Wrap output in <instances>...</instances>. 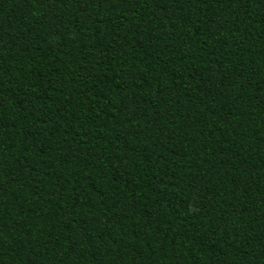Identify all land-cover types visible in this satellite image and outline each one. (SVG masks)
I'll return each mask as SVG.
<instances>
[{"label": "trees", "instance_id": "obj_1", "mask_svg": "<svg viewBox=\"0 0 264 264\" xmlns=\"http://www.w3.org/2000/svg\"><path fill=\"white\" fill-rule=\"evenodd\" d=\"M0 264H264V0H0Z\"/></svg>", "mask_w": 264, "mask_h": 264}]
</instances>
